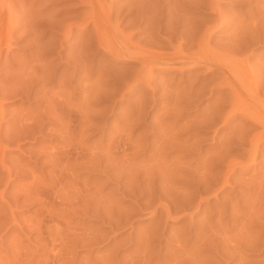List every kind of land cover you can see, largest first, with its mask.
Returning <instances> with one entry per match:
<instances>
[{"label": "rangeland", "instance_id": "1", "mask_svg": "<svg viewBox=\"0 0 264 264\" xmlns=\"http://www.w3.org/2000/svg\"><path fill=\"white\" fill-rule=\"evenodd\" d=\"M1 1L14 6L19 25L0 57V264H264V140L251 153L261 127L230 108L249 102L252 92L232 101L227 75L213 65L142 66L110 55L92 24L82 30L88 0ZM135 1L113 2L109 23L143 51H189L184 27L198 32L215 19L206 0ZM256 2L218 0L229 24L212 33L209 46L234 57L239 72L259 74L261 111L264 42L234 37L264 21V3ZM138 4L150 11L142 22ZM29 11L41 13L33 21ZM25 79L27 96L16 92ZM201 178L215 187L204 193ZM182 199L198 206L183 217L175 213ZM155 208L170 216L154 215ZM201 233L213 243L201 245Z\"/></svg>", "mask_w": 264, "mask_h": 264}, {"label": "bare ground", "instance_id": "2", "mask_svg": "<svg viewBox=\"0 0 264 264\" xmlns=\"http://www.w3.org/2000/svg\"><path fill=\"white\" fill-rule=\"evenodd\" d=\"M22 1V0H21ZM41 1H43V0H40V2ZM116 0H88L87 1V3L89 4V7H90V9H89V11L87 12L88 14L86 15V17L85 16H83L84 17V19H83V21L81 22V24H83V29L82 30H84V31H87V29H88V27H89V24H92V34H94V35H92V36H95L94 38L96 39V41H97V43H98V45L101 47V48H103L105 51H107L110 55H112V56H126V57H128V58H130V59H140L141 60V65L142 66H144V65H149V66H152V65H154V64H157V63H162V64H165V65H167V64H173L174 66H176V65H178L180 68H182V67H184V66H192V65H195V64H201V63H204V64H207V65H209V66H211V65H213V66H216V68H218L219 70H220V72H223L224 74H226L227 76H226V78H225V80H227L225 83L227 84V85H229L228 87L230 88H233L232 90H234V91H232V92H234V94H233V100L232 99H230V100H232V101H234V100H236V98L238 99V98H243L242 97V95L244 94V92H246V94H247V92H252V97L249 99L250 101L249 102H247L246 104H244L243 106H234V104H233V106H229L230 108H231V110H233L234 109V111L235 112H241L242 113V116H244L245 115V117L247 116V117H251V119H253L254 121H256V123L258 122L259 123V125H260V127H261V130H260V133L259 134H257L258 136H257V138H256V136H254L256 139H255V141H253L254 143H252V149H251V153H255V148L257 147V143H259V141H261V140H264V113H262V111H264V110H261L260 111V109H258L257 107H258V105L259 106H261L260 104H259V99H258V97H257V90H258V84L260 83V80L261 79H259V76H257V75H259V74H255V73H252L251 72V70H249V68H245V72H243V69L240 67V72H241V69H242V72L240 73L239 72V65L237 66L236 65V63H235V61L232 59V58H234V57H231V55L230 54H227V52L226 53H224L223 54V52H219V51H215V50H213V49H211L210 47L211 46H209V40L211 39V37L213 36V32H215V31H219V30H224V29H226L227 28V25L229 24L227 21H225L223 18H221V12H220V9H219V5H218V0H206V2H205V5H207V6H209L210 8H212V10H213V12H214V14H215V19H213V20H211V21H209L208 23H206L205 24V28L204 29H202L201 31H195L194 30V28H193V26H192V28L191 27H188V26H186V27H188V28H186V27H184L185 28V30H182L183 31V33H181V32H179V33H181V35L180 36H184V34L186 35L185 36V38L186 39H188L189 41H191L190 42V44H191V46L188 48L189 49V51H186V52H182L181 50H179L178 48V50H175L174 49V51H177V52H175V53H173V54H171V55H166V54H162V52L160 53V52H152V51H143L142 49H138V47H134V45L133 44H131V43H129L130 41H129V39H126V38H124V37H120V36H118L115 32H113L112 31V29H110V23H109V21H110V16H111V12H112V10L111 9H113L112 8V3L113 2H115ZM129 1V0H128ZM141 1V0H140ZM139 1V2H140ZM143 1V0H142ZM180 0H175V2H174V4L175 3H178ZM201 1V0H200ZM199 1V2H200ZM208 1V2H207ZM247 1V0H246ZM257 2L259 1L260 2V0H256ZM130 2H131V6L130 7H132V4H133V0H130ZM136 3H139V2H137V1H135ZM146 2H147V0H146ZM150 2V1H149ZM148 2V3H149ZM185 2H187V1H185ZM184 2V3H185ZM256 2V4H259V3H257ZM136 3H134V4H136ZM148 3L146 4V6L148 5ZM197 4H199L198 2H196ZM195 3V4H196ZM200 3H202V1L200 2ZM261 3H264V0H262V2ZM139 4H141V6H144V1L143 2H141V3H139ZM138 4V6L137 7H135L136 5H133L135 8H137L136 10H134V11H136V18H138L137 20H141V22L143 21V20H145V17H144V14L145 13H147V12H150L147 8L148 7H150V5L151 4H149V6H147V8L146 9H144V8H139V7H141L140 5ZM152 4H153V2H152ZM179 4V3H178ZM181 4V3H180ZM196 4V5H197ZM11 5V4H10ZM9 4H6L4 1H1L0 0V57H1V52H2V48L3 47H6V48H8L9 46H10V42H11V40H12V38H13V33L14 32H17V30H18V18H17V16H16V10H15V8H14V6L13 5H11L10 6ZM124 5V4H123ZM130 5V4H129ZM204 5V4H203ZM13 6V7H12ZM121 6V5H120ZM154 6V5H153ZM198 6H200V7H202L201 6V4H199ZM259 6H260V4H259ZM121 7H123V6H121ZM120 7V8H121ZM197 7V6H196ZM204 7V6H203ZM30 8V7H29ZM199 8V7H198ZM115 9V8H114ZM134 8H132V10H133ZM149 9H152V6L149 8ZM258 9V8H257ZM256 9V10H257ZM261 9V8H260ZM29 10V9H28ZM38 10V9H37ZM128 11H129V9H127ZM32 11V10H31ZM36 11V10H35ZM119 11V10H118ZM120 11H121V9H120ZM154 11V10H153ZM258 11V10H257ZM256 11V12H257ZM33 12V11H32ZM39 12V11H38ZM37 12V13H38ZM151 12H152V10H151ZM254 12H255V10H254ZM262 12H264V11H262ZM31 14V12L29 11L28 12V14ZM36 13V12H35ZM37 13L34 15V17H32V14H31V17H29V16H27V18L26 19H28V17L30 18V20L32 19H34V18H37V17H35V16H39V15H37ZM41 12H39L38 14H40ZM260 13H261V11H260ZM34 14V13H33ZM85 14V13H84ZM256 14H258L259 15V13L257 12ZM262 14H264V13H262ZM152 15H153V12H152ZM158 15V14H157ZM154 16V15H153ZM168 16V15H167ZM171 16V15H170ZM169 16V17H170ZM177 16V15H176ZM262 16H264V15H262ZM25 17V16H24ZM168 17V18H169ZM181 17V16H180ZM40 18H42V17H40ZM155 18V17H154ZM174 18L175 17H173V22H174ZM179 18V17H178ZM262 18H264V17H262ZM39 19V18H38ZM153 19V18H152ZM157 19V18H156ZM170 19V18H169ZM180 19V18H179ZM251 19V18H250ZM250 19H248V20H250ZM35 20V19H34ZM33 20V21H34ZM36 21H38V20H36ZM138 21V22H139ZM149 21H152V20H149ZM180 21H182V20H180ZM253 21V20H252ZM258 21H260V18L257 20V23H258ZM26 22V21H25ZM24 22V23H25ZM27 22H28V20H27ZM137 22V21H136ZM262 22V23H261ZM35 24H36V22H34ZM33 23V24H34ZM171 23H172V21H171ZM250 23V22H249ZM253 23V22H252ZM256 22L255 23H253L252 25H250V26H252L251 28L248 26V28H249V30H250V32H248V34H246L245 33V31H240V28H239V35H237V34H235L234 35V37L236 38V41L237 40H241V42H247V44L248 43H251L252 42V44H256V43H258V42H264V25H261V24H264V21H260L258 24H257ZM49 24V23H48ZM167 24V23H166ZM165 24V25H166ZM175 24L176 25H178L179 24V20H176L175 21V23H174V25H172L171 24V26L172 27H174L175 26ZM181 24V23H180ZM244 24V23H243ZM260 24V25H259ZM28 24L26 23V25L25 26H27ZM30 25V24H29ZM28 25V26H29ZM50 25V24H49ZM149 25V24H148ZM170 25V24H169ZM168 25V26H169ZM184 25V24H183ZM188 25V24H187ZM248 25V24H247ZM153 26V25H152ZM170 26V27H171ZM180 26V25H179ZM114 27V26H113ZM154 27V26H153ZM160 27V26H159ZM196 27V26H195ZM245 27H246V25H245ZM245 27H243L244 29H245ZM27 28H29V29H27L28 31H30V30H32L33 29V26H29V27H27ZM149 28V27H148ZM167 28H169V27H167ZM176 28V26L174 27V28H170V31L173 33H176V30H178V29H175ZM183 28V29H184ZM243 28H241L242 30H244ZM246 29H247V27H246ZM248 30V29H247ZM25 31L26 30H22V34L24 35V33H25ZM155 31H157V30H155ZM169 31V32H170ZM32 32V31H31ZM173 33V34H174ZM241 33V34H240ZM22 34H20V35H22ZM26 34V33H25ZM29 34V33H28ZM31 34H33V33H31ZM234 34V33H233ZM250 34V35H249ZM22 35V36H23ZM27 35V34H26ZM91 35H89V37L91 38ZM175 35V34H174ZM232 35V34H231ZM230 35V36H231ZM30 36H32V35H30ZM155 36V35H154ZM165 36V35H164ZM170 36V35H169ZM233 36V35H232ZM151 37V36H150ZM33 38V37H32ZM181 38V37H180ZM35 39V38H34ZM168 39H170V38H167V40ZM185 39V40H186ZM232 39V38H231ZM230 38H229V40H231ZM32 40V39H31ZM34 41V40H33ZM151 41V40H150ZM149 41V42H150ZM189 41H187L188 42V44H189ZM232 41V40H231ZM234 41V40H233ZM232 41V42H233ZM151 42H153V41H151ZM168 42H170V41H168ZM186 42V41H185ZM171 43V42H170ZM179 43V42H178ZM233 43H235V41L233 42ZM167 44V43H166ZM189 44V45H190ZM228 44H229V42H228ZM227 44V45H228ZM236 44V43H235ZM247 44H246V46H244V44H239V47L240 48H242L243 46L244 47H247ZM133 45V46H132ZM149 45V44H148ZM230 45H231V43H230ZM233 45V44H232ZM231 45V46H232ZM151 46V45H150ZM168 46V45H167ZM230 46V47H231ZM170 47V46H169ZM223 47H224V45H223ZM225 47H226V45H225ZM228 47V46H227ZM233 47V46H232ZM230 48V49H233V48ZM85 48V47H84ZM192 48V50H193V48H194V51H190V49ZM234 48H236L235 47V45H234ZM239 48V49H240ZM82 49V48H81ZM147 49V48H146ZM150 49V48H149ZM229 49V51H231ZM237 50H238V48H236ZM243 49V48H242ZM80 50V49H79ZM84 50V49H83ZM221 50V49H220ZM227 50H228V48H227ZM244 50H246V49H244ZM184 51V50H183ZM221 51H223V50H221ZM235 51V50H234ZM240 51V50H239ZM225 52V51H224ZM241 52V51H240ZM239 52V53H240ZM229 53V52H228ZM231 54H233V55H235L234 53H232V52H230ZM235 53H237V52H235ZM232 55V56H233ZM84 56H78V62H80V64L81 63H83V60H84V58H83ZM75 58H77V57H75ZM74 58L72 57V60H73ZM237 61V60H236ZM75 62H76V60H75ZM78 62H76V63H78ZM168 62V63H167ZM240 62V61H239ZM244 63V62H243ZM242 63V64H243ZM77 65H79V64H77ZM83 65H85V64H83ZM236 65V66H235ZM79 66H81V65H79ZM82 67V66H81ZM178 67V68H179ZM23 68V67H22ZM40 68V67H39ZM83 68H84V66H83ZM38 69V68H37ZM26 70V69H25ZM24 70V71H25ZM42 70H44V69H42ZM85 70V69H84ZM248 70L250 71V72H248ZM33 71H36V70H33ZM253 71V70H252ZM257 71V70H256ZM262 71V70H261ZM26 72V71H25ZM24 72V73H25ZM31 73H33L32 71H30ZM45 72H46V70H45ZM254 72V71H253ZM259 72V71H258ZM19 73H20V71H19ZM42 73H43V71H42ZM262 73V72H261ZM17 74V73H16ZM21 74H22V71H21ZM41 74V73H40ZM25 75V74H24ZM29 75H30V73H29ZM33 74H31L30 76L31 77H33L32 76ZM34 75H35V73H34ZM261 75V74H260ZM10 76H12V75H10ZM36 76H38V75H36ZM35 76V77H36ZM84 76V75H83ZM262 76H264V74H262ZM22 77V76H21ZM34 77V78H35ZM39 77V76H38ZM37 78V77H36ZM32 79V78H31ZM31 79H30V81H31ZM39 79V78H38ZM22 80V79H21ZM40 80V79H39ZM147 80V79H146ZM28 79H25L24 81H23V84H21L22 82H20V83H17V84H21L22 86L20 87V88H18L17 90L18 91H16L17 93H29V91H30V89L28 88L29 86H31V85H29L28 87H26L25 86V83L26 82H30ZM35 81V80H34ZM38 82V81H37ZM87 82V81H86ZM85 82V83H86ZM28 84H30V83H27V85ZM41 84V83H40ZM262 87H264V84H260ZM225 86V85H224ZM41 89H42V87H41ZM196 91V90H195ZM197 94H198V92H196ZM99 95H97V96H100L101 94H100V92L98 93ZM250 94V93H249ZM13 95H14V93H13ZM15 95H17V94H15ZM26 95V94H25ZM200 95V94H199ZM231 95V94H230ZM27 96V95H26ZM43 96V95H42ZM86 96H87V94H86ZM186 96V95H185ZM232 96V95H231ZM43 97H45V96H43ZM87 97H89V96H87ZM187 97V96H186ZM200 97V96H199ZM250 97V96H249ZM44 99V98H43ZM47 100V99H46ZM45 101V100H44ZM51 101V100H50ZM237 102V101H236ZM62 103H64V101L62 102ZM67 103V102H66ZM64 104L65 105V107H66V105L67 104ZM231 103H233V102H231ZM261 103V102H260ZM50 104V103H49ZM230 104V103H229ZM49 106V105H48ZM50 107V106H49ZM51 107H54V105L53 106H51ZM50 107V108H51ZM48 110H50V109H48ZM53 110H55V109H53ZM53 110H51V111H53ZM70 111V110H69ZM53 113V112H52ZM245 113V114H244ZM42 114H44V113H42ZM51 114V113H50ZM240 114V113H239ZM244 114V115H243ZM52 115H55V114H51V116ZM57 115V114H56ZM56 115L55 116H53V118L55 117L56 118V120H57V118H58V116L56 117ZM63 116V115H62ZM62 116H59L60 118L62 117ZM244 117V118H245ZM40 118V117H39ZM42 118V117H41ZM49 118V117H48ZM51 118V117H50ZM49 118V119H50ZM54 118V119H55ZM38 119V118H37ZM246 119V118H245ZM36 120V119H35ZM35 120L33 121V122H35ZM52 120V119H51ZM37 121V120H36ZM40 121H42V120H40ZM40 121H38L37 122V124L40 122ZM24 122V121H23ZM22 122V123H23ZM29 125V124H28ZM28 125H22L23 126V130H24V132L22 133L21 131L22 130H20L19 128H18V130H20V132L19 133H22V134H24V135H29V133H30V130L28 129L29 127H28ZM34 126V125H36L35 123L34 124H31L30 126ZM39 125H41V124H39ZM38 125V126H39ZM20 126V125H19ZM24 126H25V128H26V130L28 129V131H26L25 130V128H24ZM32 126V127H33ZM34 128H35V126H34ZM34 128H31L30 127V129L31 130H33ZM36 129V128H35ZM39 131H37V132H40V127H39V129H38ZM35 131V130H34ZM19 133H15V134H17V135H19ZM32 134V133H31ZM24 135L22 136V137H24ZM240 135V134H239ZM15 136V135H14ZM21 137V136H20ZM30 137V136H29ZM240 137H241V135H240ZM243 138V137H242ZM10 139V138H9ZM16 139H18V138H16ZM21 139V138H20ZM239 139H241V138H239ZM238 139V140H239ZM7 140V139H6ZM12 140V139H11ZM11 140H10V142H11ZM15 142V140H13V143ZM234 142V141H233ZM237 142V141H236ZM262 142V141H261ZM238 143H240V142H238ZM7 144V143H6ZM10 144V143H9ZM5 146V145H4ZM228 146V145H227ZM3 146H1V148H2ZM6 149V148H5ZM2 151V150H1ZM250 154V153H249ZM62 155H65V157L67 156V154H62ZM254 156V155H253ZM53 158H54V161H55V163H57V165L58 164H62V156L61 155H53L52 156ZM81 159V158H80ZM251 159H253V158H251ZM249 162V161H248ZM61 175V174H60ZM205 175V176H204ZM204 175H203V177L205 178L206 177V175H209V174H207V172L206 173H204ZM200 179L199 180V186H201V187H203L204 188V190H203V192L204 193H206L207 191L208 192H210V190L212 189V188H214L215 186H214V183H213V181L214 180H212V181H210V180H208L209 178H211V177H209V178H206V179ZM225 178V177H224ZM198 181V180H197ZM228 181H227V179H224L223 181H222V183H221V186L222 185H224V184H226ZM203 185V186H202ZM216 189V188H215ZM214 189V190H215ZM217 189H218V187H217ZM261 189H264V188H261ZM260 189V190H261ZM42 191V190H41ZM39 192V191H38ZM42 193V192H41ZM36 194H37V192H36ZM259 194V193H258ZM260 194H262V193H260ZM34 197L33 198H35V195H33ZM43 195H38L36 198L37 199H35V200H39L40 201V205L41 206H44L43 204V201H42V197ZM259 196V195H258ZM260 196H262V195H260ZM39 197V198H38ZM169 197V196H168ZM262 198V197H261ZM44 199V198H43ZM183 201L181 202V211H177V210H175V213H177V215L176 216H186V215H189L188 213H191L192 212V210H194L195 208H197L198 206H196L195 207V204H194V207H191L192 206V204H190L191 206L190 207H186L187 205H189V204H187V201H185V199H182ZM187 200V199H186ZM185 202H186V204H185ZM184 208H187V211L188 212H186V211H183L184 210ZM161 210V209H160ZM153 212H154V215H158V214H164L166 217H168V216H170V209H168V208H166V209H164V210H161V211H159L157 208H155L154 210H153ZM175 216V217H176ZM189 217V216H188ZM181 218V217H180ZM40 222V221H39ZM38 223H36V225H37ZM40 224V223H39ZM38 227H39V225H38ZM39 229V228H38ZM205 229H206V227H205ZM208 229V228H207ZM206 229V230H207ZM210 229V228H209ZM205 230V231H206ZM211 230V229H210ZM211 232H212V230H211ZM208 233V232H207ZM210 233V232H209ZM202 234V233H201ZM210 235H207L206 233H203L201 236H200V238H197L198 239V241L201 243V245H207V244H211V243H213V240L209 237ZM153 237V236H152ZM156 237V236H155ZM151 237H149V239H150ZM148 238H146V247H148L149 246V243H148V241H149V239L147 240Z\"/></svg>", "mask_w": 264, "mask_h": 264}]
</instances>
